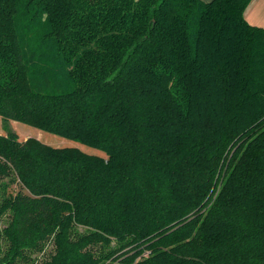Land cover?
<instances>
[{
  "label": "trees",
  "instance_id": "1",
  "mask_svg": "<svg viewBox=\"0 0 264 264\" xmlns=\"http://www.w3.org/2000/svg\"><path fill=\"white\" fill-rule=\"evenodd\" d=\"M252 1L0 0V264H264Z\"/></svg>",
  "mask_w": 264,
  "mask_h": 264
},
{
  "label": "rangeland",
  "instance_id": "2",
  "mask_svg": "<svg viewBox=\"0 0 264 264\" xmlns=\"http://www.w3.org/2000/svg\"><path fill=\"white\" fill-rule=\"evenodd\" d=\"M9 126L13 131H15L19 135L21 140H27L28 138H36L54 147H78L87 153L105 156V153L103 151L86 146L80 142L69 140L56 134L43 131L39 128L21 122L11 121ZM0 133H5V125L1 118Z\"/></svg>",
  "mask_w": 264,
  "mask_h": 264
},
{
  "label": "crops",
  "instance_id": "3",
  "mask_svg": "<svg viewBox=\"0 0 264 264\" xmlns=\"http://www.w3.org/2000/svg\"><path fill=\"white\" fill-rule=\"evenodd\" d=\"M245 17L250 24L264 28V0H253L245 12Z\"/></svg>",
  "mask_w": 264,
  "mask_h": 264
}]
</instances>
